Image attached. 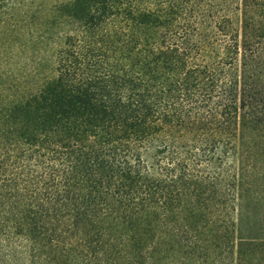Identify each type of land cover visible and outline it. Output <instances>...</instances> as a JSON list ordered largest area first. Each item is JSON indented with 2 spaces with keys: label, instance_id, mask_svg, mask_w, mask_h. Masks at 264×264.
Returning <instances> with one entry per match:
<instances>
[{
  "label": "trees",
  "instance_id": "obj_1",
  "mask_svg": "<svg viewBox=\"0 0 264 264\" xmlns=\"http://www.w3.org/2000/svg\"><path fill=\"white\" fill-rule=\"evenodd\" d=\"M0 264H264V0H0Z\"/></svg>",
  "mask_w": 264,
  "mask_h": 264
}]
</instances>
